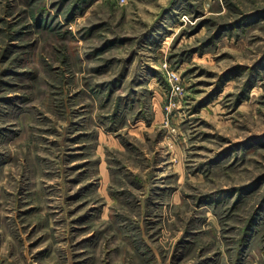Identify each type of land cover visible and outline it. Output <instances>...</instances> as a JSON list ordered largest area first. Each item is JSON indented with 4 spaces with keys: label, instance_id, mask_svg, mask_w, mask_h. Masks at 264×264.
Wrapping results in <instances>:
<instances>
[{
    "label": "rangeland",
    "instance_id": "rangeland-1",
    "mask_svg": "<svg viewBox=\"0 0 264 264\" xmlns=\"http://www.w3.org/2000/svg\"><path fill=\"white\" fill-rule=\"evenodd\" d=\"M0 264H264V0H0Z\"/></svg>",
    "mask_w": 264,
    "mask_h": 264
}]
</instances>
